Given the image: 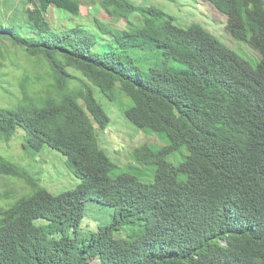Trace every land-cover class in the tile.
<instances>
[{"label":"trees","instance_id":"obj_1","mask_svg":"<svg viewBox=\"0 0 264 264\" xmlns=\"http://www.w3.org/2000/svg\"><path fill=\"white\" fill-rule=\"evenodd\" d=\"M206 1L258 53L256 65L159 7L98 0L106 15L127 21L103 33L96 17L52 25L50 9L79 17V0H0V39L49 72L44 84L25 77L19 97L5 90L14 101L0 104V141L22 130L26 152L58 151L81 180L53 194L0 153V174L32 186L0 206V264H264V0ZM70 70L81 86L70 87L78 79ZM98 89L129 99L124 114L144 134L166 136L153 152L152 183L129 172L111 177L116 163L95 129L111 124ZM184 147L179 164L167 161ZM10 193L0 192V203ZM89 204L115 209V223L85 234ZM118 226L135 231L118 235Z\"/></svg>","mask_w":264,"mask_h":264},{"label":"rangeland","instance_id":"obj_2","mask_svg":"<svg viewBox=\"0 0 264 264\" xmlns=\"http://www.w3.org/2000/svg\"><path fill=\"white\" fill-rule=\"evenodd\" d=\"M79 1L81 3L79 17L57 12L53 8L50 9L48 19L52 25L68 28L75 24H86L96 17L101 22L100 27L103 33H107L110 27L123 28L126 26V19L106 15L98 0ZM130 1L142 8L155 6L163 9L174 17L176 25L183 28H187L193 23L200 24L247 61L254 65L257 63L258 53L248 44L231 36L226 29L227 16L220 13L206 0ZM131 19L139 25L144 22L143 16L138 12H134ZM42 61L36 57H31L25 50L14 46L11 42L0 39V104L2 106L7 107L10 102L14 101L8 97L9 95L5 90H10L16 97L20 96V84L25 77L29 81H36V78L40 77L42 84L48 82L49 72L43 65L39 64L40 62L44 63ZM172 65L176 68L180 67V65L173 62ZM70 72L78 78L70 84L71 88H76L80 85L83 76L73 70H70ZM95 93L98 102L111 119V124L106 130L95 127L100 147L116 163V168L111 177L129 172L144 184L152 183L155 176V165L153 164L155 156L153 152L167 144L166 136L156 132L144 134L135 127L124 114L131 102L117 89L106 93L98 89ZM81 105H84V103L81 102ZM25 142V133L19 130L10 142L0 141V153L16 163L21 171L25 172L26 176L37 180L39 184L53 194L73 190L81 184V180L74 175L67 164L66 157L61 153L49 148H44L41 152L28 153L24 150ZM187 154L184 147L171 155L167 161L177 165ZM31 189L32 186L24 177H9L0 174V192H11V198L3 200L0 206L13 203L17 198L29 193ZM115 211V209H103L97 205H87L82 223L84 233L96 232L99 226L113 225L116 219ZM117 229L116 234L125 236H131L135 231L130 226H124L123 228L118 226Z\"/></svg>","mask_w":264,"mask_h":264},{"label":"bare ground","instance_id":"obj_3","mask_svg":"<svg viewBox=\"0 0 264 264\" xmlns=\"http://www.w3.org/2000/svg\"><path fill=\"white\" fill-rule=\"evenodd\" d=\"M262 23V22H261ZM259 24V23H258ZM264 103V102H263ZM243 212V211H242ZM249 216V215H248ZM262 216V215H261ZM221 223V222H220ZM223 223V222H222ZM246 224V223H245ZM242 230V229H241ZM245 232V231H244ZM234 235V234H233ZM245 236V235H244ZM236 239V238H235ZM237 243V242H236ZM219 245V244H218ZM258 246V245H257ZM221 247V246H220ZM219 247V248H220ZM253 247V246H252ZM229 248V247H228ZM222 249V248H221ZM258 249V248H257ZM212 250V249H211ZM262 250V249H261ZM219 251V250H218ZM240 253V252H239ZM206 254V253H205ZM235 254V253H234ZM221 256V255H220ZM211 261V260H210Z\"/></svg>","mask_w":264,"mask_h":264},{"label":"clouds","instance_id":"obj_4","mask_svg":"<svg viewBox=\"0 0 264 264\" xmlns=\"http://www.w3.org/2000/svg\"><path fill=\"white\" fill-rule=\"evenodd\" d=\"M212 4V3H211ZM213 5V4H212ZM214 6V5H213ZM215 7V6H214ZM219 11V10H218ZM220 12V11H219ZM221 13V12H220ZM224 15V14H223ZM226 16V15H225ZM228 18V17H227ZM228 24V23H227ZM226 29H227V27H226ZM227 31H228V29H227ZM229 32V31H228ZM106 130V129H105ZM106 132V131H105Z\"/></svg>","mask_w":264,"mask_h":264}]
</instances>
